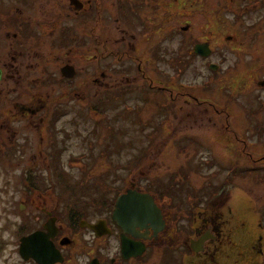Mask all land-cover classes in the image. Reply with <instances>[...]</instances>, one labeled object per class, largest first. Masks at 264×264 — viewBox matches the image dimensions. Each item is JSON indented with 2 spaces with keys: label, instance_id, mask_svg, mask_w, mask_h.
Listing matches in <instances>:
<instances>
[{
  "label": "flooded vegetation",
  "instance_id": "1",
  "mask_svg": "<svg viewBox=\"0 0 264 264\" xmlns=\"http://www.w3.org/2000/svg\"><path fill=\"white\" fill-rule=\"evenodd\" d=\"M21 1L23 6L10 8L0 0V161L8 164L25 161L41 166L39 172L32 169L35 177L31 173L33 180L29 193L33 199L28 216L33 224L22 236L36 230L47 233L56 252L57 259L53 264H264L263 210L248 199L251 203L248 207L257 217L254 232L250 231L249 222L244 218L232 224L235 217L231 203L236 198L235 190L230 189L232 175H244L248 169L246 164L258 172L264 171V151L259 152L264 145V121L261 118L264 112L255 109L251 114L245 113V103L240 96V84L245 85V78L229 81V68L222 69L220 62L210 59L208 69L211 72L205 83V89L210 93L205 98L189 92L193 85L178 84L179 89L204 104L215 121L221 123L219 132L228 154L226 175L220 186L209 180L201 187L195 184L182 188L179 179H188L184 174L167 176L165 173L151 174L149 169H137L146 160V155L136 164V158L128 159L125 164H114L109 156L112 150L108 154L103 152L104 148L96 159L100 161L106 157L103 171L93 172L88 167L92 157H87L84 150L72 152L75 147L77 150L94 147V139L91 134L86 136L82 125L85 115L107 114L108 100H112L113 105L116 103L112 108L116 112L118 100L136 97L144 101L150 90L165 98L167 94L170 99L175 88L166 85L165 71L155 70L154 66V72L161 77L155 80L149 75L146 63L149 61L150 64V59H147L145 48L126 41L124 36L119 39L106 37L102 35V29H72V25L65 23V20L75 19L84 23L89 0H68V11L55 1L50 9L41 11L39 19L25 14L23 9L28 6V0ZM153 1L163 9L158 20L165 22L176 14L173 10L164 15L166 10L165 5H161L162 0H142L141 3L148 5ZM175 1L194 5L202 0ZM222 1L235 6L247 0ZM250 3V8L259 9L264 0H250ZM124 4L115 2L114 7L118 6L122 13L135 12L130 2L128 9ZM100 10L101 4H97L95 12L100 14ZM243 13L240 9L239 14ZM249 27L231 29L221 40V47L241 43L240 38ZM252 36L249 41H255ZM109 42H115V51L107 47ZM205 42L209 52L203 57H211L216 46L208 39L194 43L192 51L195 44ZM240 47L236 45L237 49ZM162 57L160 51L154 60ZM248 68L253 71L264 69V59L255 62L250 58ZM220 72L227 76L219 79L221 83L215 86ZM169 78L175 80L174 76ZM256 83L264 88V76L257 78ZM203 88L200 86L195 91ZM225 89V98H218ZM69 99L84 100L86 109L79 105L75 114H69L63 108H48L65 105ZM122 105L130 113L138 111L129 108L125 101ZM166 106L167 103L157 97V115ZM71 115L75 118L61 124L65 123L63 117ZM241 115L246 125H242ZM77 117L80 125L76 123ZM162 123L166 126V117L158 119L151 129L153 140L147 141L148 149L154 145L155 138L161 136ZM168 126L169 131H173V125ZM96 127L97 124L94 134ZM208 140L210 145L216 141L212 134ZM179 148L186 154L190 152L189 146L181 148L179 144ZM26 153L30 156L25 157ZM205 153V157L199 158L200 163L212 167L218 158L213 149H207ZM107 160L113 163L110 171ZM114 165L127 173H118ZM41 170L44 171L40 173ZM137 170L139 173H135ZM89 185L93 187L86 188ZM126 194H129L125 200L126 211H118L117 200ZM134 194L152 200L151 206H141L152 213L148 219L133 208L134 203H139V199L130 198ZM243 232L251 235L245 238ZM242 236L245 239H239Z\"/></svg>",
  "mask_w": 264,
  "mask_h": 264
},
{
  "label": "rangeland",
  "instance_id": "2",
  "mask_svg": "<svg viewBox=\"0 0 264 264\" xmlns=\"http://www.w3.org/2000/svg\"><path fill=\"white\" fill-rule=\"evenodd\" d=\"M55 1L59 3L60 8L68 11L66 8L68 0H28V6L23 10L25 14L39 19L41 11L50 9L51 6H54ZM128 1L134 8L132 11L135 9V12L138 11L136 15H133L135 12L132 14L122 13L118 6L114 7L115 2L116 4L124 2L125 8L128 9L129 2L127 3V0H89L86 8L90 13H85L84 23H80L79 19L65 20V23L69 26L72 25V29H91L92 27L102 29V35H106V37L112 36L113 39H119L124 36L126 41L130 40L135 46L145 48L147 59H150V64L149 61L146 63L149 66V75L155 80L160 76L157 71L154 72V66L155 70L159 68L160 71H165L166 85L169 88H175L173 97L168 99L167 94L165 98L163 94L150 90L144 101L136 97L130 100H122L128 104L129 108L137 109L138 111L135 113H130L125 109L120 100H118L116 112H114L112 108L116 103L113 105L112 100H108L107 114L100 112L88 117L89 114L87 113L82 124L86 136L91 134L94 139V147L78 150V147H75L72 152L84 150L87 157H92L90 159L92 164H88L90 165L88 167L93 172L103 171V163H106L104 162L106 157L103 156L104 158H101L100 161L96 159L99 151L104 148V153L108 152L109 154L112 150L109 156L113 159L114 164H125L131 158H136V164L142 160V156L146 155V160L137 169L142 171L149 169L151 174L165 173L167 176L184 174L188 179L184 178L183 181L179 179L182 188L195 184L197 187H201L209 180L218 187L224 182L228 154L225 140L221 138V132H219L221 123L215 121L204 104L196 102L191 94L184 93L186 91L179 89L178 84L193 85V90L189 92L199 98H205L210 93L205 89L206 79L211 72L208 69V62L210 59L218 61L221 63L222 69L229 68V81L239 77L245 78V85L240 84V96L245 103V113L251 114L255 109L263 113L264 88H261L256 80L260 76H264V69L253 71L248 67L250 58H254L255 62L264 59V5L258 6L259 9H252L250 8V0L240 1L235 6L226 4L222 0H202L194 5L185 3V1L177 3L175 0H162L161 5H165L166 10L164 15H167L168 11L172 13L173 10L176 13L162 22L158 19L159 13H162L163 9L158 8V4H154V1L148 5L142 4V0ZM3 2H6V6L10 8H14L15 5L23 6L24 3L21 0H1V4ZM97 4H101L100 14L95 12ZM185 8L188 9L185 10ZM206 9L209 10L210 14ZM240 9L244 11L243 14H239ZM142 18L146 20L143 21ZM138 23H142L143 27L141 24L139 26ZM246 26L250 27L246 28L248 32L241 36V43H230L231 47H221V40L231 29ZM158 29L160 30L158 31ZM248 35H253L252 39L255 41H249ZM203 39L211 40L216 46L211 57H203L192 51L193 44ZM107 45L111 50H116L115 42H109ZM236 45H241V47L237 49ZM159 50L162 51L163 57L154 60V57L159 55ZM222 59L223 61H221ZM251 71H253L252 74H250ZM38 76H40V72ZM170 76H174L175 80H170ZM223 76H227V74L225 72L217 73L215 86L221 83L219 79ZM200 86H204V88L195 91ZM226 90H222L223 94H219L218 98L224 99ZM157 97L162 98L167 103L162 113L158 111V115ZM79 101L69 99L65 105L48 108H63L69 114H75L74 112L79 105L83 109H86L87 106V104L84 106V100ZM165 117L167 124L166 126L161 124L163 128L161 129V136L155 138L154 145L148 149L146 147L147 141L153 140L151 129L157 125L158 119L162 120ZM73 118L75 116L72 115L71 117H63L62 120L65 123L61 124H66L69 122L67 119ZM261 118L264 121V115ZM241 120L242 125H246L242 115ZM76 123L80 125L79 117L76 118ZM95 124H97L96 134L93 133ZM168 124L173 125V131H169ZM211 134L216 140L212 145L208 140V137L211 138ZM126 141L131 143H126ZM179 144H181V148L189 146L190 152L187 154L182 152ZM207 149H213L218 158L212 167L200 163L199 160L200 157L206 156L205 151ZM263 151L264 145L259 152L262 153ZM26 154L25 157L30 156L29 153ZM107 162L111 167L108 169L110 171L113 168V163L108 160ZM246 166L248 169L244 175H232L230 180L233 184L230 189L235 190L236 193V198L234 197L231 203L235 217L232 224L238 223L244 218L249 222L250 231L254 232L257 230L255 225L257 217L248 206L251 203L258 204L259 208L263 210L264 216V171L258 172V170L251 169L248 164ZM38 167L41 168V166L27 164L25 161L12 164L0 161V264H35L32 260H22L18 253V239L32 228L31 224L33 223L29 220L28 212L31 209L33 197L29 191L32 187L35 171L39 172ZM114 167L116 169L115 165ZM116 170L118 173H127L122 167ZM43 171L41 170L40 173ZM31 173L34 175L33 177ZM135 173H139V171L137 170ZM92 187L89 185L86 188ZM70 189L74 188L70 187ZM233 191L231 190L230 193ZM70 198L68 197V199ZM248 199L251 200V203ZM243 235L246 238L251 234L243 232ZM244 237H239V239L243 240ZM244 244H246V240L243 242Z\"/></svg>",
  "mask_w": 264,
  "mask_h": 264
},
{
  "label": "water",
  "instance_id": "3",
  "mask_svg": "<svg viewBox=\"0 0 264 264\" xmlns=\"http://www.w3.org/2000/svg\"><path fill=\"white\" fill-rule=\"evenodd\" d=\"M193 50L196 54H199L201 56H207L209 52V47L206 42L198 43L194 45ZM132 196L130 198L137 200L139 199V203L138 201L134 203L133 208L137 210V213L141 214V217L148 219L149 218L148 216L152 215V213L149 212L148 209L145 207L142 209L141 206L143 205L151 206L152 200L150 198L148 199L147 196H143V195L134 194ZM127 198H129V194H126L118 198L116 204L118 207V211L119 210L121 212L126 211L127 203L125 200H127ZM48 236L49 235L47 233L41 230H36L27 235L21 236L19 238V245H18V253L20 257L24 261H27L30 258H32L38 264H53L55 259H57L55 255L56 252Z\"/></svg>",
  "mask_w": 264,
  "mask_h": 264
}]
</instances>
